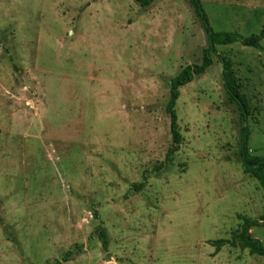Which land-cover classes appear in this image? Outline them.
<instances>
[{"label":"rangeland","instance_id":"rangeland-1","mask_svg":"<svg viewBox=\"0 0 264 264\" xmlns=\"http://www.w3.org/2000/svg\"><path fill=\"white\" fill-rule=\"evenodd\" d=\"M200 3L214 30L264 25V0ZM205 45L188 0H0V264L264 262L209 243L264 214L217 57L180 88L182 141L154 170L172 144L169 80ZM217 50L248 103L249 152L264 156V51ZM249 231L264 247V225Z\"/></svg>","mask_w":264,"mask_h":264},{"label":"trees","instance_id":"trees-1","mask_svg":"<svg viewBox=\"0 0 264 264\" xmlns=\"http://www.w3.org/2000/svg\"><path fill=\"white\" fill-rule=\"evenodd\" d=\"M142 7L150 5L154 0H134ZM192 6L194 15L198 18L206 37V45L201 48V58L198 63H191L182 67L179 72L169 80V97L165 106V110L169 115V129L171 133L172 144L168 148L164 160L154 167L158 171L172 160V156L179 150L182 135L179 131L177 114L175 110L176 101L179 97V90L184 85L190 83L196 76L202 75L213 64L214 57H217L222 66L221 78L224 92L227 100L236 105L239 120V139H238V156L245 173L250 174L257 179L264 192V156L252 155L248 149V141L250 129L248 126V117L250 114L246 98L239 92L240 85L234 77L231 69V61L218 53V46H227L231 44H240L245 47H251L259 51H264L261 45V39L264 38V25L257 33L243 35L234 30H214L208 21L207 15L204 12L200 0H188ZM146 181L143 180L138 184H131L134 190H140L144 187ZM97 214L96 211L94 212ZM255 225H264V214L259 219L242 218V223L239 226V232L235 238L230 241L227 239H216L209 241L215 249H219L224 244L239 246L243 249H248L249 253L261 256L264 258V247L261 242L253 238L250 234V228ZM96 233L101 239L102 244H107V233L104 227L97 226ZM69 251L63 256L66 260ZM264 264V262L262 263Z\"/></svg>","mask_w":264,"mask_h":264}]
</instances>
